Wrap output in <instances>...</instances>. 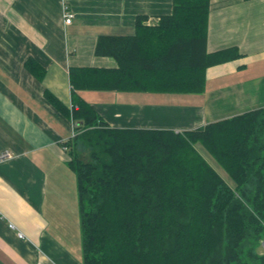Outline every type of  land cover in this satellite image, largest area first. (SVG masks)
<instances>
[{
  "label": "trees",
  "instance_id": "obj_1",
  "mask_svg": "<svg viewBox=\"0 0 264 264\" xmlns=\"http://www.w3.org/2000/svg\"><path fill=\"white\" fill-rule=\"evenodd\" d=\"M209 5L173 0L154 24L137 17L133 36H99L95 54L117 66L71 68L73 90L203 92L206 68L236 54L206 51ZM74 106L82 264H264V107L173 132L110 129L85 101Z\"/></svg>",
  "mask_w": 264,
  "mask_h": 264
},
{
  "label": "crops",
  "instance_id": "obj_2",
  "mask_svg": "<svg viewBox=\"0 0 264 264\" xmlns=\"http://www.w3.org/2000/svg\"><path fill=\"white\" fill-rule=\"evenodd\" d=\"M172 1L0 0V152L11 155L0 160V264H81L66 144L79 132L75 98L124 130L184 132L264 107V0H210L206 51L236 54L206 68L201 93L73 90L71 68L117 66L95 54L99 36H133L137 17L154 24ZM233 99L227 114L202 115L206 103Z\"/></svg>",
  "mask_w": 264,
  "mask_h": 264
},
{
  "label": "rangeland",
  "instance_id": "obj_3",
  "mask_svg": "<svg viewBox=\"0 0 264 264\" xmlns=\"http://www.w3.org/2000/svg\"><path fill=\"white\" fill-rule=\"evenodd\" d=\"M189 97V96H186ZM193 97V96H192ZM247 96L241 95L240 99H247ZM237 99H233L232 101H228L223 104L219 103H206L204 109L202 110V115L206 118H212L219 115H224L230 112L227 110L230 106H232ZM197 149L199 152L204 156V158L209 162V164L219 173V175L225 180L227 184L230 186H234V182L230 178V176L227 174V172L220 166V164L205 150L204 147L201 146V144H197ZM80 150V148H79ZM84 152V151H83ZM83 157L87 158V153L82 155ZM78 229L80 231V224L78 226ZM75 246L76 251L81 255V264H82V248H81V232H79L78 236L75 238Z\"/></svg>",
  "mask_w": 264,
  "mask_h": 264
},
{
  "label": "built area",
  "instance_id": "obj_4",
  "mask_svg": "<svg viewBox=\"0 0 264 264\" xmlns=\"http://www.w3.org/2000/svg\"><path fill=\"white\" fill-rule=\"evenodd\" d=\"M73 17V14L69 11L68 7L64 4L63 5V20L65 24H68L71 22V19ZM74 136V134H73ZM10 153L8 151H2L0 152V160L8 159L10 157ZM22 236V234H19Z\"/></svg>",
  "mask_w": 264,
  "mask_h": 264
}]
</instances>
